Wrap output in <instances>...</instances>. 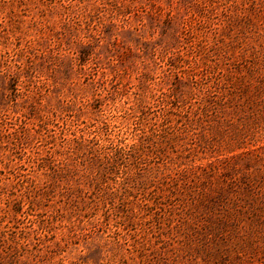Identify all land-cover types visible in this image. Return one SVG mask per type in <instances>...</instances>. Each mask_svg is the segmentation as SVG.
Segmentation results:
<instances>
[{"label":"rangeland","instance_id":"rangeland-1","mask_svg":"<svg viewBox=\"0 0 264 264\" xmlns=\"http://www.w3.org/2000/svg\"><path fill=\"white\" fill-rule=\"evenodd\" d=\"M0 264H264V0H0Z\"/></svg>","mask_w":264,"mask_h":264},{"label":"trees","instance_id":"trees-1","mask_svg":"<svg viewBox=\"0 0 264 264\" xmlns=\"http://www.w3.org/2000/svg\"><path fill=\"white\" fill-rule=\"evenodd\" d=\"M166 117L163 120L164 125H162L161 127H153L151 130V133L146 134L144 137H140L136 142H133L129 145H125V146H118L116 147L112 152H104L103 155L101 156L100 153H102L101 151H99V155L97 156V158H95L94 156H91L90 159L88 160V164L85 165V168H89V170L95 171L96 175L94 176V179H99V180H103L105 177L108 176L109 173H111L113 171L114 168L118 167V166H126L125 169L130 165V157H134L135 160L137 161V159L139 158V155L142 154V152L145 151V149H152V147L155 150L159 149V145L162 143H166V142H170L172 141L174 138H176V135H170V133L173 132V129L179 130V126L177 125H169V124H165L166 121H168V115H165ZM73 141V145L70 147L71 153H73V159L76 160V158H82V155L86 152H91L92 149L89 147V143L91 142L90 140L88 141V143L85 140H78L76 138L72 139ZM47 158H41V160L44 162L46 161ZM80 161H82L80 159ZM125 163H128V165H124ZM138 164V162L136 163ZM84 165V164H83ZM139 169V168H138ZM52 172H57V171H64V173H71L73 170L72 167V162H68V161H64L62 163L61 166H59V170L55 169L54 167H51ZM179 170L174 172V174H176V176H163L162 178V182H161V186L157 185L156 188L158 187V189L160 190H164L166 187L167 188H172L174 183H172V181H177L178 177H179ZM149 174V176H148ZM147 175V179L144 181V184L147 186L148 184H150L151 179L150 177L151 172H148ZM88 176V175H86ZM130 176L126 177L129 178ZM131 178L134 181H138V180H142V174L141 172H135L134 176L132 175ZM152 178V177H151ZM170 179V180H168ZM150 180V181H149ZM149 181V182H148ZM99 182L97 180V185H96V190L97 191H92L89 192L88 191H83L82 188L78 189L79 190V196L81 199V206H77V202L75 204V206L79 207L78 210H84L85 207H93L94 202L96 201L95 199L97 197H99V192L100 191V187H99ZM164 186V187H162ZM90 194H92V196H90ZM123 195L128 196V195H132L133 194V186L129 187L126 186L123 188ZM95 195V196H94ZM116 195V192H110L107 195H105L104 197L100 196L98 198V202L101 203V206L103 208L106 207V201L107 199H112L114 198ZM94 196V197H93ZM155 196H153V194H149V199L154 200ZM88 199V200H87ZM16 211H19L18 208V204L16 206ZM94 209V208H93Z\"/></svg>","mask_w":264,"mask_h":264}]
</instances>
